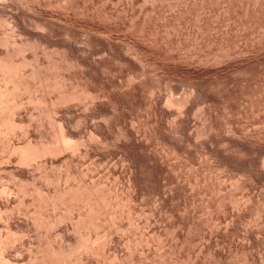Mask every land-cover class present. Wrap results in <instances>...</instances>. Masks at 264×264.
<instances>
[{
	"label": "bare ground",
	"instance_id": "bare-ground-1",
	"mask_svg": "<svg viewBox=\"0 0 264 264\" xmlns=\"http://www.w3.org/2000/svg\"><path fill=\"white\" fill-rule=\"evenodd\" d=\"M0 264H264V0H0Z\"/></svg>",
	"mask_w": 264,
	"mask_h": 264
}]
</instances>
